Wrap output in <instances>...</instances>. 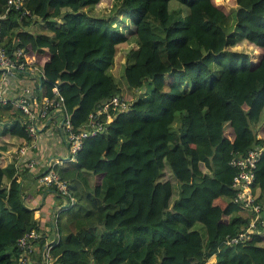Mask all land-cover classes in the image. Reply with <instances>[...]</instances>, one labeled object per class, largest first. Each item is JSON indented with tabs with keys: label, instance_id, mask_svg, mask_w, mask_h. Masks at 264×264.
<instances>
[{
	"label": "trees",
	"instance_id": "16d2710c",
	"mask_svg": "<svg viewBox=\"0 0 264 264\" xmlns=\"http://www.w3.org/2000/svg\"><path fill=\"white\" fill-rule=\"evenodd\" d=\"M171 2L187 7L184 20H176ZM106 3L109 16L90 14ZM22 5L6 13L7 0H0L3 45L9 53L24 50L25 60L43 69L42 94L53 98L59 89L73 130L103 101L137 94L108 133L86 138L76 157V178L85 181L82 197L91 208L85 224L104 231L100 237L86 227L72 231L51 248L56 262L204 264L215 256L216 264H264V231L245 243H224L249 223L233 202L230 160L264 145V0ZM24 9L34 18L23 16ZM233 12L236 33L225 27ZM39 22L45 33L31 31ZM243 42L252 52L239 49ZM122 48L121 86L115 64ZM7 109L15 117L0 135V264H20L18 240L41 227L39 208L26 205L17 176L18 152L31 138L22 113ZM82 172L93 174L92 188ZM255 172L264 208V149Z\"/></svg>",
	"mask_w": 264,
	"mask_h": 264
},
{
	"label": "built area",
	"instance_id": "2783aa9c",
	"mask_svg": "<svg viewBox=\"0 0 264 264\" xmlns=\"http://www.w3.org/2000/svg\"><path fill=\"white\" fill-rule=\"evenodd\" d=\"M13 7L22 9V0H7L6 13ZM5 14H0V19ZM22 15L34 18L27 9L22 11ZM0 72V105H10L22 113V122L31 138V141L19 150V163L16 165L17 169L22 167L28 172H34L41 162L39 158L26 157L27 145L32 142H40V137L44 139L43 133L52 130L51 121L55 112H60L62 118L61 122L59 121L57 124L60 129V138L67 144L70 160L76 161L84 140L88 137L107 134L110 125L118 115L129 111L134 100L137 99L136 96L128 100L124 96L115 95L103 101L90 113L84 127L77 131L73 130L70 125V115L65 108L59 89L57 87L52 89L53 98L42 94V82L45 80L43 69L35 63L27 62L22 49H15L9 53L3 45L1 28ZM263 149L264 145L259 148H251L245 154L235 153L230 160V165L236 170L232 182V188L235 190L233 202L240 204L241 209L249 213L247 216L249 223L242 227L238 233L226 238L224 243L227 246L245 243L252 234H260L264 231V208L258 202L256 188H254L255 170ZM37 180L40 186L53 189L58 194L68 197L63 209L75 206L76 202L70 191V182L61 177L54 165L48 164V170L43 175L37 176ZM39 238V233L36 230H31L18 240L17 246L20 251L18 261L20 264H31ZM52 247L53 245L49 244L43 250L44 264H58L56 258L51 254ZM204 264H216L215 256H211Z\"/></svg>",
	"mask_w": 264,
	"mask_h": 264
},
{
	"label": "crops",
	"instance_id": "0c3cea01",
	"mask_svg": "<svg viewBox=\"0 0 264 264\" xmlns=\"http://www.w3.org/2000/svg\"><path fill=\"white\" fill-rule=\"evenodd\" d=\"M14 113L7 109V106L0 105V135L3 134L4 130L9 127L14 121ZM61 113L55 112L53 119L51 121L52 130L43 133L44 142H32L30 145H27L26 148V157L29 158H39L41 165H39L34 172H26L22 167H18V180L21 182V186L24 194V202L30 208H39V216L36 218L40 223V238L36 242V249L32 256L31 264H44L42 260V253L45 246L49 244L54 245L60 239L63 238L59 235L61 232L52 231L48 232L50 223L53 225L54 229V216L57 212H62L63 208L67 203L68 197L58 194L55 190L49 188H42L35 177L39 176L41 172L47 170L48 164L54 165L58 173L69 180L71 183L72 189L76 192L72 193L74 196L75 202L76 198L82 202L84 200L85 193V181L83 179L76 178L78 173V168L75 160H70L69 151L67 144L60 138V129L58 128V122H61ZM2 124V125H1ZM19 163L16 161V165ZM25 172V173H23ZM87 184L92 188L93 187V174L90 172H82ZM73 192V191H72ZM84 196V197H82ZM83 199H80V198ZM89 208L86 205V209H83L80 212L75 213L78 217L75 220H72L71 223H75V226L72 229H65L63 236L71 234L72 231L76 232L80 229V222L84 221L85 217L88 214ZM66 212V211H63ZM241 214L246 216L249 215L247 211L242 210ZM87 229H89L93 234H97V229L91 224L88 226L85 222H82ZM55 230V229H54ZM53 234V235H52Z\"/></svg>",
	"mask_w": 264,
	"mask_h": 264
},
{
	"label": "rangeland",
	"instance_id": "374dc122",
	"mask_svg": "<svg viewBox=\"0 0 264 264\" xmlns=\"http://www.w3.org/2000/svg\"><path fill=\"white\" fill-rule=\"evenodd\" d=\"M105 5H103L102 7L100 6L99 9L98 8L97 9H94V11L93 10L90 11V14L93 15L95 13H98V14H95V15H99V16L101 15V16H105V17L109 16L110 15V11H108V6H110L111 3H106ZM100 8H102V9H100ZM110 8H111V6H110ZM169 8H170L171 11L178 10V14L179 15L177 14L176 20H184L186 18V16H187L188 12H189L188 9H187V7H185L184 5H182V4L178 3V2H171L170 5H169ZM230 8H233V7L231 5H229V9ZM234 14L235 13L233 12V14L230 15V17H229V19H228V21L226 23L227 25H225V27H227L228 30H231L232 33H236L235 26H234V17H235ZM31 31L38 32V33H45V30L44 29L42 30V28H41L40 22H39V24L36 27H31ZM246 44L249 45L246 42L241 43L239 45L240 46L239 49L240 50H243L242 48H243V46H245L247 48V51L252 52V50L249 49ZM132 46H133V43L132 44L129 43V45L126 46V47L128 49H130V47H132ZM125 51H126V48H122L120 50V54H119V56L117 58V63L115 64L116 71L118 72V75H119V78H120V79H117V81L119 82V84L121 86L124 83V79L122 77L123 76L122 75L123 74V64L120 63V60H122L121 57L123 56V54H124ZM134 96H137V94L134 93ZM0 127L2 128L3 125L0 126ZM40 141L41 142H44V140L41 137H40ZM47 170H48V168H47ZM47 170H45V171L43 170L41 172V175H43ZM203 170H205V169L203 168ZM166 172H167V178L169 177L173 181V184H174L173 186L175 188V195H174V198L173 199H175L176 196H177V186H176V182L172 178V176L169 174V170H167ZM166 172H165V175H166ZM93 183H94V178H93ZM83 209H86V205L84 204V202L80 201L79 198H76L75 206L73 208H71V210H68L66 212H57L56 217L54 219V229L55 230L53 229L52 223H50L48 232H51V230H52V231H55V232L57 231V233H58L60 231L61 234L59 233V235L62 238H65L66 236H63V233H64L65 229H72L75 226V223L74 222L71 223V221L77 219L78 217L75 215V213L80 212ZM96 216H98V214H96ZM82 222H85V220L82 221ZM82 222H80V228L85 227V225H83ZM200 227H201V224H197L196 225V228L197 229H200ZM103 231H104V227L103 226L102 227H99L97 229V236L100 237V235L103 233ZM6 251L7 252H10L11 249H7ZM12 258H13L14 261L17 259L16 258V255H14V254H12Z\"/></svg>",
	"mask_w": 264,
	"mask_h": 264
}]
</instances>
